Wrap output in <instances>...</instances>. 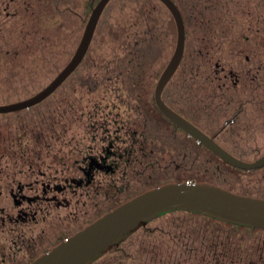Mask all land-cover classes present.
Listing matches in <instances>:
<instances>
[{
    "label": "trees",
    "instance_id": "obj_1",
    "mask_svg": "<svg viewBox=\"0 0 264 264\" xmlns=\"http://www.w3.org/2000/svg\"><path fill=\"white\" fill-rule=\"evenodd\" d=\"M97 1L0 0V103L32 95L60 71L74 53ZM174 1L194 35L192 33V40L165 86L163 96L171 101L175 92H181L177 94L179 110L236 155L246 159L261 155L264 151V99L259 98L258 90L247 94L236 89L230 101L227 89L216 85L217 76L209 61L215 58L217 50L224 52L222 59L228 58L225 51L231 50L233 44L236 50H241L237 43L243 45L237 58L247 50L244 46L248 40L247 30L238 21L232 24L231 14L227 13L231 0ZM176 40L174 16L162 0H109L76 68L46 99L29 108L0 112V121L5 119L8 129L12 128L17 134L26 130V135L34 139L36 133L33 132L40 123L42 130L48 132V139H54L50 131L71 129L75 131V145H83L85 139L108 125L105 116L115 113L111 107L114 104L123 106L139 101L141 92L143 99L149 100L148 92L152 89L153 104L157 107L153 85L171 56ZM250 99L259 103H249ZM144 104L149 106L146 101ZM225 119L231 124L226 125ZM8 131L0 129V138L8 135ZM61 136L68 137L67 134ZM43 145L56 143L49 141ZM197 145L203 146V158L216 159V154L204 143ZM2 146L0 161L5 153ZM178 146L177 150L182 153L177 152V155L181 159L185 149L180 143ZM220 157V168H223L222 177L217 179L220 184L264 195V166L242 167ZM205 166L204 161L203 169ZM183 169L186 171L182 172ZM158 173L160 176L135 191L167 180L206 179L208 175L191 169V165L177 167L175 162L169 175L163 169ZM128 196L108 201L97 214ZM142 228L146 226L141 225L139 231Z\"/></svg>",
    "mask_w": 264,
    "mask_h": 264
},
{
    "label": "flooded vegetation",
    "instance_id": "obj_2",
    "mask_svg": "<svg viewBox=\"0 0 264 264\" xmlns=\"http://www.w3.org/2000/svg\"><path fill=\"white\" fill-rule=\"evenodd\" d=\"M227 13L231 14L232 24L238 21L247 30L248 40L244 43L247 50L237 58L243 48L242 43H237L241 50H236L233 44L231 50L225 51L228 58L222 59L224 52L220 50L215 58H209L217 76L216 85L227 89L230 101L236 89L247 94L258 90L259 98L264 99V0H231ZM185 27L184 52L194 35L189 22ZM161 72L153 85L157 107L153 104L152 89L148 92L149 100H144L141 92L142 101L114 104L111 107L115 113L105 116L108 125L85 139L83 145H75V131L71 129L50 131L54 139H48L41 123L33 132L35 139L26 135V130L17 134L9 129L3 138L5 153L0 161V264H26L109 210L97 214L108 201L129 195L126 200L142 191L135 190L151 183L162 169L169 175L174 162L177 167L191 165L193 170L208 173L206 179L198 177L193 179L195 182L208 180L220 184L217 181L223 175L220 155L207 146L216 159L209 157L210 162L203 158V146L197 145L202 142L158 106L155 87ZM164 88L163 99L186 116L179 110L177 94L181 92H175L169 101L163 96ZM46 97L15 110L29 108ZM7 102L11 101L3 103ZM248 102L259 103L252 99ZM224 123L231 124L228 119ZM64 134L68 135L66 139L61 136ZM49 141L56 145H43ZM178 143L185 149L181 159L177 155L182 153L177 150ZM143 225L146 228L139 231V226L89 264H264V226L227 221L189 209L169 210Z\"/></svg>",
    "mask_w": 264,
    "mask_h": 264
},
{
    "label": "water",
    "instance_id": "obj_3",
    "mask_svg": "<svg viewBox=\"0 0 264 264\" xmlns=\"http://www.w3.org/2000/svg\"><path fill=\"white\" fill-rule=\"evenodd\" d=\"M108 1L98 0L93 6L74 53L60 71L32 95L0 103V111L15 110L38 102L49 95L76 68L90 45L101 12ZM162 1L174 16L177 40L174 51L157 80L155 97L158 106L176 124L227 161L247 168L264 164V153L254 160L237 156L163 99L162 90L184 53L186 27L178 4L174 0ZM173 209L195 210L227 221L264 226V195L237 191L208 180L192 183L186 180H170L134 194L26 264H89L139 226Z\"/></svg>",
    "mask_w": 264,
    "mask_h": 264
},
{
    "label": "rangeland",
    "instance_id": "obj_4",
    "mask_svg": "<svg viewBox=\"0 0 264 264\" xmlns=\"http://www.w3.org/2000/svg\"><path fill=\"white\" fill-rule=\"evenodd\" d=\"M3 120H5V119H2V121H0V129L4 130V131L9 130L8 126H6V124L4 123ZM262 138H264L263 134H262ZM0 145H4L3 139H1V138H0Z\"/></svg>",
    "mask_w": 264,
    "mask_h": 264
},
{
    "label": "built area",
    "instance_id": "obj_5",
    "mask_svg": "<svg viewBox=\"0 0 264 264\" xmlns=\"http://www.w3.org/2000/svg\"><path fill=\"white\" fill-rule=\"evenodd\" d=\"M186 181L190 183L195 182L193 179H190V178L186 179Z\"/></svg>",
    "mask_w": 264,
    "mask_h": 264
}]
</instances>
